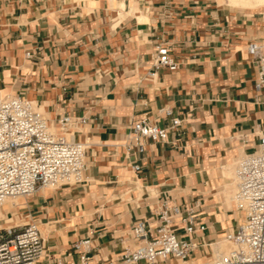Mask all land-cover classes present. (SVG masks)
I'll list each match as a JSON object with an SVG mask.
<instances>
[{"label":"crops","instance_id":"1","mask_svg":"<svg viewBox=\"0 0 264 264\" xmlns=\"http://www.w3.org/2000/svg\"><path fill=\"white\" fill-rule=\"evenodd\" d=\"M230 1L0 0V93L35 100L56 128L66 114L88 119L74 131L87 143L84 181L26 201L46 240L40 264L78 262L74 243L87 236L105 264L124 252L135 221L156 225L164 198L207 225L185 236L199 244L194 261L240 223L234 165L264 133V88L248 50L264 45V6ZM163 42L179 66L151 76ZM144 117L169 134L141 152L132 125Z\"/></svg>","mask_w":264,"mask_h":264},{"label":"built area","instance_id":"2","mask_svg":"<svg viewBox=\"0 0 264 264\" xmlns=\"http://www.w3.org/2000/svg\"><path fill=\"white\" fill-rule=\"evenodd\" d=\"M248 50L259 67L255 86L260 91L264 88V45L252 41ZM26 56L32 57L34 52L28 50ZM178 66L170 45L157 44L149 74ZM87 121L83 115L66 114L56 128L35 100L0 93V209L8 199L29 198L43 189L84 181L87 143L76 139L74 131ZM180 122L174 118L172 126ZM168 134V127L148 117L132 125V138L141 152L147 140L164 141ZM133 168L138 173L142 166L137 162ZM235 180L233 201L242 218L223 237L232 244L231 251H214L205 260L194 261L191 255L199 244L185 236L204 232L207 225L197 222L193 208L184 209L164 198L156 211V225L146 219L135 221L125 236L124 252L104 260L105 264H264V133L254 150L237 160ZM26 217L30 221L0 227V264H40L45 256L46 240L40 224L31 215ZM92 244L91 236L74 243L78 262L57 258L48 264H102L92 259Z\"/></svg>","mask_w":264,"mask_h":264},{"label":"bare ground","instance_id":"3","mask_svg":"<svg viewBox=\"0 0 264 264\" xmlns=\"http://www.w3.org/2000/svg\"><path fill=\"white\" fill-rule=\"evenodd\" d=\"M232 2H235V4L237 3V5H238V3H243V5H244V3H246V5H248V4H251L252 6H255V7H257V6H260V5H263L264 6V0H231ZM230 1V2H231ZM229 2V1H228ZM248 3V4H247ZM233 4V3H232ZM245 6V5H244ZM235 169V168H234ZM236 185V184H235ZM236 188H237V186H236ZM17 199V198H16ZM16 199H8L6 202H5V204H4V206L0 209V219L4 216L5 217V215L8 213V212H10L11 211V209L12 208H15L16 206H18L19 204H20V202L18 201V200H16ZM25 204V203H24ZM23 204V205H24ZM4 207H6L5 208V210H4ZM15 217H11V216H9V217H6V221L7 222H5V223H0V227H9L10 225H11V221L14 219ZM16 219H17V217H16ZM224 242H227V241H223L222 240V242H219V243H215L214 245H213V249H214V251H215V253H217L218 251H220V252H229V251H231L232 249H233V246L232 245H229V246H227V244H225Z\"/></svg>","mask_w":264,"mask_h":264},{"label":"rangeland","instance_id":"4","mask_svg":"<svg viewBox=\"0 0 264 264\" xmlns=\"http://www.w3.org/2000/svg\"><path fill=\"white\" fill-rule=\"evenodd\" d=\"M224 1V0H222ZM237 162V161H236ZM236 167V163L234 165V168ZM234 177H235V169H234ZM236 192V186L233 187V195L234 193ZM30 198V197H29ZM29 198H17L16 200H18L20 202V204L18 206H16L15 208H12L10 212H8L5 217L3 216L0 220H3L5 219L6 220V217H15L12 221H11V225L12 224H15V223H23V222H27V221H30V219L28 217H26V212H24V209L25 207L27 206L26 204V201L29 199ZM23 203H25V206L23 205ZM6 207H4V210H5ZM17 217V219H16ZM7 222V221H6ZM0 223H4V222H0ZM10 225V226H11ZM225 244H227V246L229 245H232L228 242H224ZM229 244V245H228ZM207 253H205V257H207Z\"/></svg>","mask_w":264,"mask_h":264}]
</instances>
